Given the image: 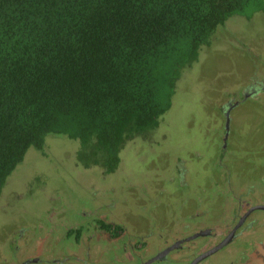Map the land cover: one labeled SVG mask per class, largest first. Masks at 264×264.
<instances>
[{
  "label": "rangeland",
  "instance_id": "1",
  "mask_svg": "<svg viewBox=\"0 0 264 264\" xmlns=\"http://www.w3.org/2000/svg\"><path fill=\"white\" fill-rule=\"evenodd\" d=\"M188 69L159 126L126 143L114 172L92 161L86 167L81 143L64 134H49L45 152L27 151L0 196V264H32L25 260L34 254L55 258L54 228L72 244L68 228L86 224L80 244L99 263L119 264V254L135 250L148 259L216 226L171 250L164 263L191 264L204 244L226 237L220 230L241 202L264 205V11L231 17ZM251 218L264 219V210ZM100 220L112 227L99 230ZM114 226L122 231L113 235ZM235 238L199 264H230L229 248L242 244ZM247 257L239 252L237 264Z\"/></svg>",
  "mask_w": 264,
  "mask_h": 264
},
{
  "label": "trees",
  "instance_id": "2",
  "mask_svg": "<svg viewBox=\"0 0 264 264\" xmlns=\"http://www.w3.org/2000/svg\"><path fill=\"white\" fill-rule=\"evenodd\" d=\"M262 11L264 0H0V196L49 134L114 172L216 30Z\"/></svg>",
  "mask_w": 264,
  "mask_h": 264
},
{
  "label": "flooded vegetation",
  "instance_id": "3",
  "mask_svg": "<svg viewBox=\"0 0 264 264\" xmlns=\"http://www.w3.org/2000/svg\"><path fill=\"white\" fill-rule=\"evenodd\" d=\"M245 202H241V205H240V210L238 211V213H237V215H236V217H233L230 221H227V223L228 222H230V225H226V227H224V230L223 229H221L220 230V233L222 234V235H224V234H226V237L233 231V230H235V235L230 239V241L228 242V243H226L225 245H223L221 248H219V249H217L216 251H214V252H212V253H210L209 255H212V254H215V253H217L218 251H220L221 249H223L224 247H226L227 245H229V243L234 239V237H238L239 235H241V234H243V232H244V230L245 229H247V228H249V227H251L252 225H254V223H257V222H260V220L259 219H255V218H252L251 220H250V218H251V214L253 213V211L254 210H257V209H263L264 210V205H258V204H254V203H250V204H247V203H245ZM243 204V205H242ZM85 215L87 216V214L85 213ZM84 218H86V217H84ZM103 220H100V222H98V224L100 223V227L102 228V229H99V230H106L107 228H111L112 227V225H110V221L109 222H107V223H105V222H102ZM85 223H86V221H85ZM108 225L107 227L105 226V225ZM90 225H93V222L91 223V224H88V227H90ZM86 224H81V225H79L78 227H75L74 226V228H76V233L77 232H79L80 231V233H82L83 232V230L84 229H86ZM73 228V229H74ZM82 229V231L80 230V229ZM118 228V229H117ZM214 227H205V228H201L200 230H197V232L195 233V234H198L196 237H193L192 238V236H194L195 234H193V235H191V236H189V237H182V238H178V239H176V241L174 242V243H172V244H168V245H166V246H164L161 250H157V252H155L154 253V255L152 256V257H150V258H145V253H142L141 255L140 254H138V253H136L137 255V257H139L140 258V261H142L141 262V264H149V263H152V262H156V261H158V264L160 263V264H164L165 263V260L167 259V257H168V255H169V253H170V251L168 252V253H165V255L163 254L159 259L157 258H155L158 254H160V253H162L163 251H165L167 248H169V247H171L172 245H175L176 243H178L179 242V246L178 247H176V248H182V246H183V244L185 243V241H188V240H192V239H195V238H197L198 236H200V235H204V236H208V235H212V229H213ZM116 229H117V231H122V229L120 228V227H113V229H112V231L114 230V231H116ZM90 229L89 228H87V231H89ZM112 232V234L114 235L116 232ZM237 235V236H236ZM225 237V238H226ZM190 238V239H189ZM225 238H223L221 241H223ZM220 241V242H221ZM219 241L218 242H209V243H206V244H204L202 247H201V249H200V254H198V255H196V257H198V256H200L201 254H203V253H205V252H207V251H209L210 249H212L213 247H215L217 244H219L220 243ZM78 245H81L80 244V242L78 243V242H76ZM141 247V246H140ZM79 248H81V251H82V249L84 248L82 245L79 247ZM176 248H174V249H176ZM77 250V249H76ZM140 250H141V248H140ZM173 250V249H172ZM78 252H74V253H72V254H68L67 256H64V257H58V258H53V261L55 262V264H91V262L93 261V260H91L90 261V258L89 257H86L84 254H83V252H80L79 250H77ZM70 252V251H69ZM209 255H207L206 257H208ZM195 257V258H196ZM206 257H204V258H206ZM194 258V259H195ZM203 258V259H204ZM71 259H72V261H71ZM193 259V260H194ZM44 260L45 259H43V257L42 256H40V255H38V256H35V255H33L31 258H27L25 261H29L30 263H32V264H38V263H42V262H44ZM193 260H192V262H193ZM202 260V259H201ZM201 260H199L196 264H199V262L201 261ZM24 262V261H23ZM192 262H191V264H192ZM92 264H94V263H92Z\"/></svg>",
  "mask_w": 264,
  "mask_h": 264
},
{
  "label": "crops",
  "instance_id": "4",
  "mask_svg": "<svg viewBox=\"0 0 264 264\" xmlns=\"http://www.w3.org/2000/svg\"><path fill=\"white\" fill-rule=\"evenodd\" d=\"M230 123V120H229ZM229 127L226 128V130L228 131ZM228 136V133L226 134ZM226 136V139H227ZM225 142V140H224ZM263 218V217H262ZM260 218V222L254 223V225H252L251 227L247 228L244 230L243 234L239 235L237 238L235 239H241L242 240V244L241 246L239 245H232L229 248V256L232 258L230 261V264H237V261L240 262V260L238 259V253L241 252L243 250L244 254L247 257V253H248V262H245L244 264H264V259L262 258V256L264 257V219ZM252 218H250L251 220ZM262 219V220H261ZM121 227V226H120ZM124 227V226H123ZM212 227V226H210ZM226 227V225H225ZM74 226H70L68 228L69 233H65L64 235L67 237H72L73 241L78 242L79 243V232L76 233V230L73 229ZM122 228V227H121ZM215 229L217 228L216 226L214 227ZM58 228H54L52 231L54 232V234L57 236L58 241L56 243V245L60 244V247H58L59 252L57 251V249L55 248V253L56 256L55 258L58 257H64L67 256L68 254H72L75 251L78 252L77 250H79L80 252H83V254L86 257L90 258V261L93 260L91 262L94 264H106L105 262L99 263L101 262L100 257L99 256H93L90 253V247L88 245V247L83 248L81 251L80 245H78L77 243H72V244H68V243H63V236L61 235V233L59 232V234H56L55 231H57ZM76 236V239H74V237ZM114 239L116 237H110V239ZM132 240V238H130ZM135 241L137 239H134ZM92 244V243H91ZM77 249V250H76ZM134 249V248H132ZM70 251V252H69ZM133 253V256L131 254H128L127 256H125L124 254H119L117 256V260L118 257L123 256V258L120 261L119 264H129L130 261L134 260V259H140L139 257H137L135 250ZM35 256H38L39 254H34ZM135 257V258H133ZM127 260H130L127 262ZM47 261L49 262V264H55V262L53 261V258H47L44 260V262ZM140 261V260H139ZM97 262V263H95ZM142 261H140L141 264Z\"/></svg>",
  "mask_w": 264,
  "mask_h": 264
},
{
  "label": "water",
  "instance_id": "5",
  "mask_svg": "<svg viewBox=\"0 0 264 264\" xmlns=\"http://www.w3.org/2000/svg\"><path fill=\"white\" fill-rule=\"evenodd\" d=\"M229 120L230 118H228L227 120V128L229 126ZM198 234H195L193 237H196ZM235 235V230H233L223 241H221L219 244H217L215 247H213L212 249H210L209 251L201 254L200 256L196 257L192 264H196L199 260L203 259L204 257H206L207 255H209L210 253L216 251L217 249L221 248L223 245H225L226 243H228L230 241V239ZM190 239V238H189ZM180 244L179 242L176 243L175 245H172L171 247L167 248L165 251H163L162 253L158 254L155 258L159 259L163 254L165 255V253H168L170 250L178 247Z\"/></svg>",
  "mask_w": 264,
  "mask_h": 264
}]
</instances>
